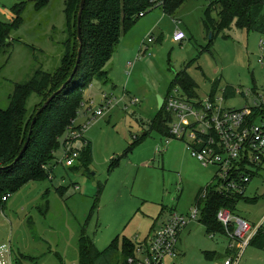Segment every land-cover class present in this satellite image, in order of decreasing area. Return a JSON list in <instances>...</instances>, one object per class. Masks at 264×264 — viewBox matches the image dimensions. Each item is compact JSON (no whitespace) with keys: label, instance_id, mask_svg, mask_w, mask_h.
I'll return each mask as SVG.
<instances>
[{"label":"rangeland","instance_id":"1","mask_svg":"<svg viewBox=\"0 0 264 264\" xmlns=\"http://www.w3.org/2000/svg\"><path fill=\"white\" fill-rule=\"evenodd\" d=\"M23 1L0 0V21L12 23V9ZM65 1L49 0L41 10L27 4L22 24L0 52L1 109L9 108L16 85L60 68L68 40ZM211 1L218 0H188L173 16L153 10L122 37L106 80L87 85L75 120L91 143L92 164L77 161L68 168L60 149L51 178L30 182L9 197L0 212V264H79L83 231L101 252L114 244L121 250L126 241L144 243L172 214H190L199 192L216 184V167H204L184 141L169 139L152 124L160 114L159 98L184 95L174 85L183 71L196 82L198 98L224 96L227 87L240 90L243 94L224 96L228 109L253 107L264 95V35L233 26L213 37L204 24ZM219 8L212 13L215 20ZM176 32L186 40L174 42ZM105 95L113 104L95 117L106 106ZM41 105L32 95L29 115ZM76 147L87 149L83 140ZM236 215L264 227V165L248 183ZM228 240L209 235L198 220L181 237L178 264H220ZM240 264H264V250L250 245Z\"/></svg>","mask_w":264,"mask_h":264},{"label":"trees","instance_id":"2","mask_svg":"<svg viewBox=\"0 0 264 264\" xmlns=\"http://www.w3.org/2000/svg\"><path fill=\"white\" fill-rule=\"evenodd\" d=\"M49 0H29L17 4L13 9V22L6 24L0 21V52L9 45L14 29L23 21V14L28 3H36L38 10L43 9ZM188 0H87L82 18V59L78 72L73 81L50 103L45 111L37 117L33 127L30 144L17 162L32 128L33 119L48 99L58 92L70 78L78 57L80 42L78 40V14L81 0L65 1V16L67 20L66 54L60 68L53 74L37 72L29 82L18 84L10 98V106L4 110L0 108V212L6 207L9 197L20 191L30 182L43 181L51 178L57 152L63 147V139L72 130L79 129L75 120L83 104L84 90L90 82H103L107 78V69L118 49L121 39L141 18L153 10L161 8L166 15L173 16ZM219 6L218 20L212 18V13ZM264 0H218L212 2L206 11L204 22L208 33H221L236 26L239 30L256 32L264 35ZM212 45V44H211ZM190 98H198V88L193 78L183 71L174 81ZM240 91V90H239ZM237 90L227 87L224 96H235ZM243 94L241 91L238 92ZM38 95L42 100L37 112L29 115L28 101L32 95ZM215 93L211 95L214 97ZM254 119L259 114L254 112ZM264 116V110L262 111ZM170 118L165 105L158 118L152 123L153 127L170 138ZM145 134L144 138L149 137ZM87 149L80 152L79 162L85 166L92 164L91 143L84 137ZM264 165V163H263ZM261 167L259 168V170ZM256 174L252 177H255ZM247 187V186H246ZM207 191L203 201L201 194ZM244 194H221L216 191V185L202 189L196 205L201 208L200 222L207 228L209 235L223 234L226 231L218 221V213L228 209L236 215L240 201ZM7 199L4 201V199ZM257 202V201H255ZM47 210L49 203L46 204ZM256 226V225H254ZM184 231L183 233H185ZM183 235V234H182ZM182 237V236H181ZM251 245L264 250V227H261L252 240ZM137 244L125 242L119 250L117 244L101 252L83 231L79 244V264H98L105 261L108 264H125L128 258L135 255ZM210 260L218 257L214 253H206ZM114 256L117 259L113 263Z\"/></svg>","mask_w":264,"mask_h":264},{"label":"built area","instance_id":"3","mask_svg":"<svg viewBox=\"0 0 264 264\" xmlns=\"http://www.w3.org/2000/svg\"><path fill=\"white\" fill-rule=\"evenodd\" d=\"M144 16V13L140 14L141 18ZM185 39L186 34L183 32H176L173 38L174 42L179 43ZM151 42L152 39H148V43ZM259 63L262 64V60ZM133 66L134 63L129 62L128 68L132 69ZM104 98L106 106L95 117H102L105 109L113 104L107 95ZM132 103L136 104V100ZM164 105L170 118L169 139L184 141L191 155L204 167L217 168V192L243 194L264 163V116L261 114L264 110V95L258 96L253 107L242 110L228 109L224 96L215 95L201 99L178 94L170 96ZM256 111L260 113L257 120L254 119ZM84 130H72L63 139L62 164L65 163L68 168L74 167L80 158L76 142L82 140ZM206 197L205 190L200 199L204 201ZM200 215L201 208L198 205L187 216L172 214L161 230L154 232L144 243L137 244L135 255L128 258L125 264H178L183 255L179 251L181 236L190 224L199 220ZM217 218L229 239L226 255L220 264H240L263 225L254 226L228 209L221 210Z\"/></svg>","mask_w":264,"mask_h":264},{"label":"water","instance_id":"4","mask_svg":"<svg viewBox=\"0 0 264 264\" xmlns=\"http://www.w3.org/2000/svg\"><path fill=\"white\" fill-rule=\"evenodd\" d=\"M86 2H87V0H81L80 12L78 14V40L80 42V49L78 51V57H77L75 68H74L70 78L66 82V84H64V86L58 92H56L53 96H51L48 99V101L42 106V108H40V110L38 111L37 116L33 119L32 128L30 130L28 140H27L22 152L20 153V155L17 158L15 163H17L23 157V155L25 154V152H26V150H27V148H28V146L30 144L31 136L33 134V127L35 126V124L37 122V117L40 116L45 111V109L50 105V103L62 92V90H64L73 81L74 77L76 76V74L78 72L79 66L81 64V59H82L83 38H82V28H81V26H82V18H83V13H84V10H85ZM164 102L165 101L162 98H159V111L162 110V108L164 106Z\"/></svg>","mask_w":264,"mask_h":264},{"label":"crops","instance_id":"5","mask_svg":"<svg viewBox=\"0 0 264 264\" xmlns=\"http://www.w3.org/2000/svg\"><path fill=\"white\" fill-rule=\"evenodd\" d=\"M186 38H187V36H186ZM186 40V39H185ZM254 225V224H253Z\"/></svg>","mask_w":264,"mask_h":264}]
</instances>
